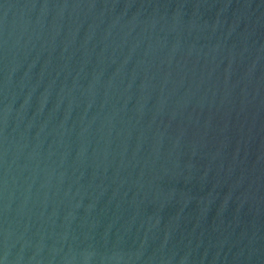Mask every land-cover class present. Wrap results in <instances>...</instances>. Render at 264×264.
<instances>
[{
	"label": "water",
	"instance_id": "obj_1",
	"mask_svg": "<svg viewBox=\"0 0 264 264\" xmlns=\"http://www.w3.org/2000/svg\"><path fill=\"white\" fill-rule=\"evenodd\" d=\"M0 264H264V0H0Z\"/></svg>",
	"mask_w": 264,
	"mask_h": 264
}]
</instances>
